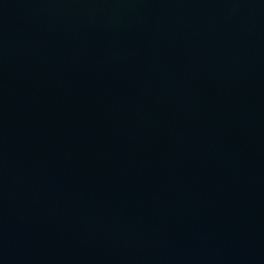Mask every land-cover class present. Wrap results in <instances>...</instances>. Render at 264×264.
Instances as JSON below:
<instances>
[{
	"label": "water",
	"instance_id": "1",
	"mask_svg": "<svg viewBox=\"0 0 264 264\" xmlns=\"http://www.w3.org/2000/svg\"><path fill=\"white\" fill-rule=\"evenodd\" d=\"M0 264H264V0H0Z\"/></svg>",
	"mask_w": 264,
	"mask_h": 264
}]
</instances>
